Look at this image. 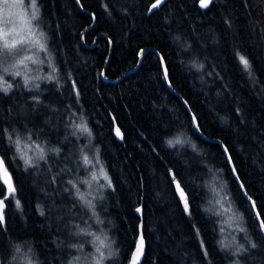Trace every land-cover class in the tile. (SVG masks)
I'll return each instance as SVG.
<instances>
[{
	"label": "trees",
	"instance_id": "1",
	"mask_svg": "<svg viewBox=\"0 0 264 264\" xmlns=\"http://www.w3.org/2000/svg\"><path fill=\"white\" fill-rule=\"evenodd\" d=\"M153 3L39 0L57 79L0 92V129L14 128L25 138L32 132L61 152L49 153L41 169L25 171L0 138L17 190L5 202L0 264H18L12 259L18 244L24 252L30 247L38 264H67L78 254L71 245L83 244V251L91 245V237L75 234L76 225L97 234L104 228L114 253L104 264H127L140 223L141 264H232L236 257L218 241H246L236 224L225 226L224 215H217L215 200L224 196L258 245L240 264H264L256 216L264 219V0H213L207 8L199 0H163L149 11ZM237 50L249 59L255 80L242 70ZM78 123L91 134L77 132ZM181 134L188 142L167 144ZM88 135L111 179L95 206L99 224L67 183L88 173ZM61 169L71 171L52 182ZM173 172L188 193L191 215L170 183Z\"/></svg>",
	"mask_w": 264,
	"mask_h": 264
},
{
	"label": "snow or ice",
	"instance_id": "2",
	"mask_svg": "<svg viewBox=\"0 0 264 264\" xmlns=\"http://www.w3.org/2000/svg\"><path fill=\"white\" fill-rule=\"evenodd\" d=\"M213 0H199V6L201 8H207ZM163 3V0H155V3L151 5L149 11L158 8ZM40 15L39 0H0V92L8 94L13 87V83H10L5 77L10 76L13 80L16 77H22L25 87L30 88L32 82L37 79H45L48 81H53L56 78L55 73L57 71L55 63L52 60L48 46H47V35L43 32L39 26L38 20ZM21 51H25L31 54L20 55ZM43 52L46 56V60L38 59L39 53ZM144 50H141V55H143ZM236 57L239 60V64L242 66V70L247 73L248 77L252 80H255L253 67L245 54H241L239 50L235 53ZM12 59L14 62L10 65L8 60ZM48 63L51 72L45 77H34L29 75L31 69L29 64H44ZM198 67H203V65H198ZM165 79H167V70H165ZM58 82V81H57ZM35 87L38 89L39 84H36ZM75 85H73V88ZM37 103H40L37 97H34ZM193 120H196V117H193ZM73 127L79 133L91 134L85 123L73 124ZM74 135L76 133H73ZM116 134L120 135L119 128L116 129ZM182 134L177 136L174 139H169L167 144L169 146H175L177 144H184L188 141L181 138ZM0 138L4 139L9 148L14 149V154L12 159L18 157L23 161L25 171L30 169H41V162L48 163L49 153H55L59 155L61 150L59 148H47L43 143L38 142L37 139H33V133L28 132L25 137H22L16 129L9 130L8 128L0 129ZM193 149L196 148L195 145H192ZM227 152V149H225ZM95 160V164L93 162ZM229 163H231V157H228ZM83 164L85 166L92 165L95 169L96 165H99V169L91 170L90 179L86 180H68L67 183L75 189V197L77 202H79L82 207L88 209L92 212L94 217H97L95 212V204L93 199L89 197L92 195L91 191L83 192L80 190L82 185H88L89 190L92 187V183L98 182L101 179L105 181V184L100 185L101 187H111V179L108 176L107 171L104 169L103 165L100 163L98 157L90 158L88 155L83 156ZM49 170H51V165H49ZM70 169H61L60 173H57V176L52 177V182H55L59 176L64 173L70 172ZM213 170H210L212 172ZM233 174L236 173V168L233 165L232 167ZM215 179V173L213 172ZM237 179L239 177L237 176ZM170 183L175 184V191L178 195L179 201L183 204V210L186 214L191 215L190 203L188 193L185 191V186H182L181 180L177 179L176 173H171ZM6 186V192L4 188ZM241 188L243 185L241 184ZM221 191L223 190V185L221 186ZM16 187L14 185L12 176L8 170V164L4 156H0V193L3 195L0 196V228H2L6 221L4 215V209L6 207L5 202L10 197H15ZM68 191V189H66ZM212 191L215 195H219V191L216 188H212ZM248 200L251 201V207L255 208V202L252 201V198L249 196ZM225 201H227V206H225ZM215 204L219 206L220 211L217 212V215L223 216L228 215V218L223 221V223L228 224L229 227H232L233 224H236V230L239 232L245 233V244H238L235 241V237L230 242H225V240L218 241L219 247L221 250H228L231 252L232 256L236 257L233 260L232 264H240V258L245 253H250V250L256 249L258 245L252 240V238L247 234V229L239 227V221L242 217L237 216L236 212L233 209L231 201L228 200L227 196L222 197L221 199L215 200ZM20 201L16 200V207L20 208ZM136 212L140 213L141 209L137 208ZM43 214V212H41ZM258 227L261 233H264V219L260 218V214L257 213ZM96 223H103L99 218H96ZM78 231L76 235H84L91 237V243L94 248V253H85L83 251L84 245L81 244L71 245L70 247L77 248L78 254L73 256L67 264H104V262L114 253L111 251V244L106 235H98L95 232H90L86 228H81L79 225H76ZM195 227V226H194ZM196 235L199 236V229H195ZM220 232H224V227L220 228ZM201 250L204 253V256L207 257L208 253L204 247V242L201 241ZM108 251V255H105V251ZM144 253V237L141 234L139 240L136 241L135 251L131 254L130 264H139L141 256ZM14 262L18 264H38V262L33 258L32 250L29 247L27 252L23 251L22 245L14 246V255L12 257Z\"/></svg>",
	"mask_w": 264,
	"mask_h": 264
},
{
	"label": "rangeland",
	"instance_id": "3",
	"mask_svg": "<svg viewBox=\"0 0 264 264\" xmlns=\"http://www.w3.org/2000/svg\"><path fill=\"white\" fill-rule=\"evenodd\" d=\"M26 2H30V0H26ZM38 23H39V20H38ZM39 26H40V23H39ZM27 54H31V53H28V52H25V51H21V53H20L21 56L22 55H27ZM38 59L46 60L45 54L43 52L39 53ZM13 62L14 61L12 59H9L8 60V64L9 65L11 63H13ZM29 68L31 69V71L29 72V75L34 76V77H37V76L38 77H45V76H47L50 73V69H51V68H49L47 62L44 63V64H31L30 63L29 64ZM7 77H9V80L8 81L10 83H13V85H17V84L23 83V78L22 77H16L15 80H13L12 77H10V76H6V79H7ZM43 81H48V80H45V79H37V80H34L32 83L43 82ZM84 153H85L84 155H88L90 158L98 157L97 156V153H96V150H95L94 143L92 142L91 137L89 135L87 136V139H86V147H85ZM93 162L95 164V160H93ZM100 163L102 164L101 160H100ZM88 166L89 167H88V173H87V175L82 176L81 178H79V180H82V179L83 180L90 179V177H91V170H97L98 171V169H99V165H96L95 169H93V166L92 165H88ZM105 183L106 182L103 181L102 179L100 181H98V182H95L94 181L92 183V187H91L90 190L88 188V185L85 184V185L82 186L81 191H83V192L91 191L92 195L89 198L90 199H93L94 198L93 199V203L96 206L97 203L103 197V194H102L103 187H101L100 185L105 184ZM228 215H230V214H225L224 215L223 221L228 218ZM92 220L94 222H96V218L95 217H92ZM223 224L226 226V223H223ZM99 228L100 229L98 231L100 232V234L98 233V235H106L108 237L109 242L111 244V251H112V241H111L110 237L108 236V234L104 230V228H102L101 226ZM89 243H91V240L89 241ZM84 252L85 253H94V248H93L92 243H91V245L89 244L88 248ZM105 255L106 256L108 255V251L107 250L105 251Z\"/></svg>",
	"mask_w": 264,
	"mask_h": 264
},
{
	"label": "water",
	"instance_id": "4",
	"mask_svg": "<svg viewBox=\"0 0 264 264\" xmlns=\"http://www.w3.org/2000/svg\"><path fill=\"white\" fill-rule=\"evenodd\" d=\"M115 132H116V129H115ZM116 135H117V134H116ZM117 136H118V135H117ZM118 137H119V136H118ZM137 208H140V209H141L140 206L137 207ZM137 208H136V209H137ZM136 214H137L138 216H140V215H141V212H140V213L136 212ZM141 234H142V231H141V223H140V226H139V233H138V236H137V240H139ZM137 240H136V241H137ZM135 246H136V242H135V245H134V248H133L132 252L135 251ZM132 252H131V254H132ZM131 254H130V256H129V259H128L127 264H130ZM144 254H145V241H144V253H143V255L141 256V260H140L139 264H141V262H142V260H143V257H144Z\"/></svg>",
	"mask_w": 264,
	"mask_h": 264
}]
</instances>
